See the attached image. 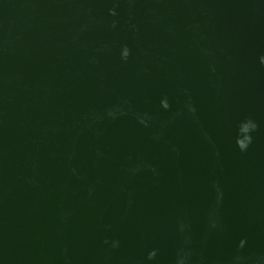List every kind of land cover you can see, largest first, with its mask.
<instances>
[{
  "label": "water",
  "instance_id": "obj_1",
  "mask_svg": "<svg viewBox=\"0 0 264 264\" xmlns=\"http://www.w3.org/2000/svg\"><path fill=\"white\" fill-rule=\"evenodd\" d=\"M0 264H264V0H0Z\"/></svg>",
  "mask_w": 264,
  "mask_h": 264
}]
</instances>
